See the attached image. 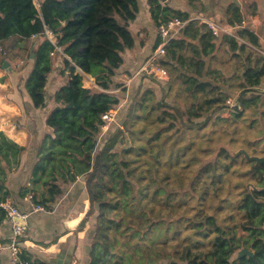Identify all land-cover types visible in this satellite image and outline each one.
Wrapping results in <instances>:
<instances>
[{"label": "trees", "instance_id": "1", "mask_svg": "<svg viewBox=\"0 0 264 264\" xmlns=\"http://www.w3.org/2000/svg\"><path fill=\"white\" fill-rule=\"evenodd\" d=\"M139 3L42 0L37 6L36 0H0L2 63L7 60V42L43 38L34 49L24 90L36 109L45 108L47 102L55 104L32 167V187H25L21 197L31 194L35 204L49 207L63 196L66 185L85 177L90 208L78 229H83L98 211L90 264H264V164L248 161L243 154L234 156L226 149L220 150L214 160L202 163L201 157L193 155L191 159L195 153L189 152L195 144L191 138L178 144V134L185 139L196 127L205 126L206 122L195 119L208 109L214 114L211 116L218 115L215 123L229 122L219 114L227 108L229 94L214 76L217 71L207 63L218 42L225 43L241 65L236 75L238 107L233 109L231 120L249 114L252 125L264 123V43L251 28L240 30L237 36H215L200 20L163 6L160 0H151V15L158 26L174 18L190 20L184 33L167 46L163 64L172 76L171 85L181 84L193 102L186 111L165 101L155 102V89L144 91L142 81L130 94L123 121V126L130 129L133 145L116 151L122 141L120 129L105 136L102 116L120 103L112 92L116 88L114 78L124 64L125 51L135 46L130 25L137 19ZM228 14L230 26L244 21L236 5ZM46 28L54 32L69 56L58 69L61 74L69 71L68 80L50 99L40 91L47 86V74L57 67L51 57L55 47L44 35ZM78 69L94 77L97 87H85ZM136 120L146 123L143 129L134 128ZM178 121L184 127L182 131ZM255 144L250 141L249 147ZM25 151L26 147L0 132L2 198L9 195L7 180L20 167ZM196 166H200L197 173ZM235 175L240 181L232 187ZM225 182L228 191L222 197L220 186ZM195 201L199 205L196 215L186 217L188 212L181 211L187 205L194 211ZM227 207L235 221L233 227H223L218 221V213ZM169 216L177 220H168ZM181 222L189 224L185 226L194 236L214 237L208 243L197 240L185 244L190 239H184L173 245L170 234H180ZM239 231L248 235H238ZM246 244H250L252 250H248L253 255L238 258ZM19 260V264H49L22 247Z\"/></svg>", "mask_w": 264, "mask_h": 264}, {"label": "crops", "instance_id": "2", "mask_svg": "<svg viewBox=\"0 0 264 264\" xmlns=\"http://www.w3.org/2000/svg\"><path fill=\"white\" fill-rule=\"evenodd\" d=\"M36 1H38L39 6V2L42 0ZM139 1L137 19L130 25L136 43L133 49L125 51L123 55L124 64L114 78V81L127 78L123 82H125V87L128 86L126 88L128 93L126 92L125 95L124 92L122 98L118 96L120 100L124 99L123 101L126 104L129 101L128 99L132 97L130 96L131 92L133 93L142 82V76L138 75L139 69L158 42V25L151 15V0ZM232 5L238 6L242 15H244V21L235 26H230L227 22L229 8ZM167 6L175 11L189 14L192 20H211L230 31L231 34L235 33L236 36L244 28L252 29L251 26L248 27L245 23L256 17L257 28L253 30L264 43V0H169ZM221 44L225 49L227 48L225 43ZM248 45L250 46L249 43ZM2 48L3 46L0 45V63H2ZM3 63L0 67V132H4L11 139L26 147L20 167L11 173L7 180L9 195L5 198L12 199L20 209L26 210L30 206L29 194L26 197H21L20 189L32 186L30 182L32 167L37 160V151L42 137L48 131L46 126L48 114L55 107V104L47 102L45 108H34L25 90L20 91V88L14 85L13 76L9 75L7 79L5 78ZM61 67L62 64L57 66L58 69ZM77 72L84 76L83 83L85 87H97L94 77L83 73L80 69ZM68 74L69 71L67 70L66 73L62 74L64 75L62 80L53 79L52 87L50 86L54 88L53 90L46 86L40 91L44 93L50 88L52 90L48 97L50 99L58 86L67 82ZM49 75H52V73ZM112 92L117 94L118 88H115ZM117 106L115 107L116 119L109 125L107 130L103 131L105 136L113 134L119 129L120 134L125 136L122 131L125 130L123 126L125 118H122L124 115L126 116L127 105L120 102ZM18 121L20 123H17ZM126 141L123 143L125 146L127 145ZM30 163L33 164L30 171L25 175L23 167L29 166ZM0 197L2 198L1 193ZM89 208L90 200L85 177H79L77 181L64 187L61 198L49 205L50 214L33 213L30 215L26 234L20 239V247L27 248L37 258L49 264H90L91 243L95 235L93 227L96 220L94 216L90 218L83 229H78ZM1 214L3 213L0 212ZM12 238L11 226L0 219V264H13L10 251Z\"/></svg>", "mask_w": 264, "mask_h": 264}, {"label": "rangeland", "instance_id": "3", "mask_svg": "<svg viewBox=\"0 0 264 264\" xmlns=\"http://www.w3.org/2000/svg\"><path fill=\"white\" fill-rule=\"evenodd\" d=\"M36 4L38 6V1H36ZM42 41H43V38L39 37L36 39L31 38L29 40L17 41V42L13 40V41L6 43V46H5L6 58H7L6 61L9 63V65L6 68H3V73L6 75L5 76L6 79L9 77V75L13 76L14 85L17 88H20V91L24 90L23 86L25 84L27 77L29 76L31 72L32 65H33L32 60L33 58H35L34 49H36ZM226 47L227 48L225 49L222 46V44L218 42V46H217V49L214 55L212 56V58H207V62L210 63V67L212 71H217V73L214 74V76L219 78L220 81L222 82V83L221 82H218V83H221L220 85L222 86L223 90L226 91L229 94V97L235 100V103L238 105L236 98L238 95L237 89H238L239 84H238V81H236V75L240 72L241 65H240V62L237 60V58L233 56V52L229 49V47L228 46ZM2 58H3V55H2ZM63 60H64L63 56L59 54L54 59V64L55 65L57 64L58 66L59 64L63 63ZM62 76L64 75H62L59 72L58 68L57 67L54 68L52 70V75L46 76L48 77L47 86L50 87L52 85L54 78L58 80H62L63 79ZM141 79L143 81L144 87L146 85V87L144 88V91L148 89L149 87H151L152 89H155V102L165 101L181 109L182 111H186V109L193 102L192 95H189L188 93L184 92L182 85L179 84L178 82H173L172 85L170 83L167 86H162L161 84H157L155 81H152L146 76H142ZM126 80L127 78H124V80L122 79L119 81H114V86L116 87V89L118 88V93L116 95L120 96L121 98L124 93L123 90L128 87V86L125 87V84H124L125 82H123ZM215 81L217 82V80ZM15 82H18V83H15ZM9 88L11 89L10 86ZM50 88L46 90L47 98L49 97L51 91L54 89V88H51L52 89L51 90ZM229 89H231V91ZM123 100L121 99L120 102L124 103L125 105L129 104V101L126 104ZM235 108L236 107L229 109L227 106V108H225L223 111L219 113L221 117L228 119L229 122L217 121V123H215V120H216V116L218 117V115L211 116L214 114H212V112L209 111L208 109L207 112H204L200 118L195 119V121L198 123L206 122L205 126L196 127L197 129L192 131L189 134V136L186 137L185 139H182L181 134H178V137H180L179 138L180 141L178 142V144L180 145L183 144V142H186L189 138H191L192 141L195 142L194 146L189 151L190 153L192 151L195 152L194 154H192V158H191L192 160H193V155H195L197 157L202 158V160L200 159L202 163H207L211 161L212 159L214 160L216 158L217 153L220 152V150L222 149L229 150L232 155H235L241 150H245L250 156L264 157V123L260 121L259 125H252V118H251V115L249 114H246L242 118L232 121L231 118H232V114L234 111L233 109ZM208 117L210 118L208 119ZM124 118H125V115L123 116L122 119ZM17 123H20V122L18 121ZM178 124H180L179 121H178ZM144 125H146V123H141L136 120L134 128L137 130H141L143 129ZM178 128L181 129L182 131L184 127H182L180 124ZM128 129L125 128V130H122L125 136L120 135L122 141L120 144H118V148H116V151H121L122 148L125 147L123 143H125L126 139H128L126 141L127 143L126 147L133 145L134 140L129 132L130 129L129 130ZM250 141L251 142L255 141L258 144H255L253 147H249ZM255 147H257L256 151L254 149ZM208 148L210 150H208ZM196 161H192V163H196ZM32 164L33 163H30L29 166L23 167L25 175H27V173L30 171ZM240 165L241 167H245L246 169V166L242 162L240 163ZM198 167L200 166H196V169L194 168V171L196 173H197ZM239 177H240L239 175H235V178L232 179L231 181L232 187L240 181ZM244 182L246 183V181ZM226 186H227V182L223 183L220 186L221 190L219 193L222 197H226L227 195L228 189H226ZM23 189H25V187H22L20 189L21 193ZM236 193H237L236 190L233 189L232 196L234 198H236ZM29 196H32V195L29 194ZM216 202L217 200L214 199L213 203H216ZM194 205H196V208L194 211H192L191 205H187L186 207H184L185 210L183 209L181 212L187 211L188 213L186 217H189V216L194 217L199 207L196 201L194 202ZM206 207H208V203H206ZM164 213L172 214L171 212L169 213L168 211H164ZM97 214H98V211L96 210V214L94 216L95 220H96ZM230 214H231V211L229 207L223 208L222 211L218 213V221L223 227H225L226 225L233 227L235 221L230 218ZM171 219L177 220L176 217L169 216L168 220H171ZM185 224H186L185 222H181L179 224L180 234L178 236L173 235L172 233L170 234L171 235L170 241L173 245L177 243H181V241H183L184 239H190L189 241L185 242V244H190L193 241H197V240L202 241L204 243H208L214 237V235H209L208 237L194 236L193 230L188 229L185 226ZM186 225H189V224L187 223ZM93 230L95 234V226L93 227ZM238 235L247 236L248 234L247 233L242 234V232L239 231ZM244 248L252 250L250 244H246Z\"/></svg>", "mask_w": 264, "mask_h": 264}, {"label": "built area", "instance_id": "4", "mask_svg": "<svg viewBox=\"0 0 264 264\" xmlns=\"http://www.w3.org/2000/svg\"><path fill=\"white\" fill-rule=\"evenodd\" d=\"M161 5L167 6L169 0H160ZM190 20H182L179 18H174L169 20L168 22L161 23L158 26L157 37L158 42L152 50L151 54L147 57L146 61L142 65V67L138 71V75L146 76L151 80H154L157 84H161L162 86L167 85L171 82V75L168 69L164 66L163 62L167 58V46L170 42L178 37H180ZM202 23L206 24L208 28L213 32L215 36H219L221 33L231 34L230 31L224 29L217 23L208 20L201 19ZM257 18L253 17L251 20L246 21V26L252 27V29L257 28ZM46 39H48L55 47L53 52L51 53V57L53 59L56 58L59 54L63 56L64 59H68V52L59 45V41L54 32L46 28L44 33ZM235 35V33L231 34ZM34 36L33 38H35ZM50 73L47 74V76ZM226 104L229 109L237 106L235 100L228 99ZM116 111L112 109L107 113L103 114L102 119L105 121L103 125L104 131L109 128V125L115 121L116 119ZM30 206L26 210L20 209L12 199L10 198H1L0 197V212L3 213V220L11 226L13 232L12 242L10 244L11 251V261L13 264H19V253L21 251L20 247V239L25 236L27 231L28 219L33 213H43L50 214L51 210L49 207L45 205L35 204L32 200V196H29Z\"/></svg>", "mask_w": 264, "mask_h": 264}, {"label": "water", "instance_id": "5", "mask_svg": "<svg viewBox=\"0 0 264 264\" xmlns=\"http://www.w3.org/2000/svg\"><path fill=\"white\" fill-rule=\"evenodd\" d=\"M34 57V55H33ZM9 65V63L7 61H5L3 63V68H6L7 66ZM229 151V150H228ZM240 154H244V157L248 160V161H251V162H255L256 164L260 165V164H264V157H258V156H250L245 150H241L239 151L238 153H236L234 156H239ZM251 188V186H249ZM254 188V187H253ZM256 190H259L257 188H254ZM262 191H264V189H261ZM246 255H249V256H252L253 253L248 250V249H242L238 252V258H242Z\"/></svg>", "mask_w": 264, "mask_h": 264}]
</instances>
